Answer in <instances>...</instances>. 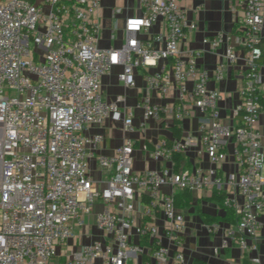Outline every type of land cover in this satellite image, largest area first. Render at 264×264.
<instances>
[{
	"label": "built area",
	"instance_id": "obj_1",
	"mask_svg": "<svg viewBox=\"0 0 264 264\" xmlns=\"http://www.w3.org/2000/svg\"><path fill=\"white\" fill-rule=\"evenodd\" d=\"M138 5L141 13L124 19L123 43L105 48L94 20L100 0H0V264H183L185 208L175 195L205 189L222 192L233 210L227 237L244 257L236 264H263L264 0H234L241 35L238 45L226 43L213 71L197 64L204 49L181 47L197 24L178 0ZM224 37L219 31L202 41L214 49ZM238 59V100L225 121L220 91L208 83L211 76L220 81ZM114 65L121 66L117 78L125 87H135L134 71L142 68L148 90L174 92L173 102L143 94L136 119L123 92L112 99L101 94V78ZM194 108L196 136L141 144L164 166L134 169L130 137L100 152L106 120L124 133L143 134L148 121L180 125ZM228 145L233 169L222 173ZM192 147L206 155L207 168L176 167L174 155ZM203 226L211 232L218 223Z\"/></svg>",
	"mask_w": 264,
	"mask_h": 264
},
{
	"label": "crops",
	"instance_id": "obj_2",
	"mask_svg": "<svg viewBox=\"0 0 264 264\" xmlns=\"http://www.w3.org/2000/svg\"><path fill=\"white\" fill-rule=\"evenodd\" d=\"M179 4L185 9L186 17L189 21H194L197 28L186 32L181 47H190L192 49H204L205 51L197 58V64L200 67L213 71L220 60V54L223 52L227 42L238 45L240 32L234 22V13L230 7L234 0H178ZM120 9L118 12L116 9ZM239 11V9H237ZM141 13L138 0H100V6L95 13L94 20L100 25L99 45L105 48L120 46L124 41L123 22L125 17L139 15ZM159 23L151 27V31L156 33L160 30ZM224 33V40L214 49L208 42L202 39H211L217 32ZM262 47L264 48V13L261 28ZM237 47V46H236ZM261 72L263 81L260 86L261 101L264 104V58L261 59ZM242 61L236 60L229 64L220 81H215L211 76L208 86L220 91L221 99L219 105L225 121L231 107L237 102V89L241 82ZM121 70L120 65H114L101 78V94L106 99H112L116 93L123 92L126 95L128 106L134 107L135 118L137 119L140 111L135 107L143 94H149L151 100L155 103L165 104L173 102L174 92L167 96H159L155 92L148 90L142 77L143 69L136 68L134 71L135 87H125L118 80L117 74ZM149 70H152L150 68ZM200 112L192 109L191 114L186 117L179 126L180 136L187 134L197 135L196 127ZM235 122V120H234ZM177 125V124H176ZM258 128L264 133V114L260 116ZM173 121L169 118L161 123L148 121L144 133L132 132L124 133L119 127H115L109 120L101 126L100 130L104 135V141L101 144L100 152L110 153L114 147L122 142L124 137L132 138L134 142L133 167L136 170L145 168H157L164 166L166 161L150 158L141 150L143 142L151 144L161 142H171L178 138L173 134ZM95 128L89 129L90 132ZM198 147H192L181 153L179 161L175 160L176 167L192 169L194 166L207 168L209 161L203 152H197ZM222 169L225 173L233 169L231 146L225 149ZM180 155V154H179ZM213 189H205L199 193H191L190 204L185 207L186 231L184 235V262L183 264H192L198 259L203 264H236L244 259L242 257L235 240L227 237V231L233 224L223 220V209L214 200H210ZM198 211L215 217L210 223H218L215 231L208 232L199 216ZM261 226L259 228L258 254L261 262L264 264V209L260 215ZM224 237L229 238L228 245L221 247V241Z\"/></svg>",
	"mask_w": 264,
	"mask_h": 264
},
{
	"label": "trees",
	"instance_id": "obj_3",
	"mask_svg": "<svg viewBox=\"0 0 264 264\" xmlns=\"http://www.w3.org/2000/svg\"><path fill=\"white\" fill-rule=\"evenodd\" d=\"M262 58H264V55ZM173 128H174L173 134L179 137L180 128L178 125H176L175 122H173ZM180 157H181V154L174 155V159L177 161H179ZM191 198H192L191 193L188 190H182L181 192L176 193L175 195L177 204L183 208L187 207L190 204ZM209 199L216 201V203L223 209L224 211V215L222 216L223 220H225L226 222L230 224H233L235 222V216H234L232 208L223 204V193L222 192L217 193L216 191L213 190ZM198 213L203 223H210L212 220L216 219L215 217L214 218L210 217L209 215L204 214L200 211H198ZM192 264H203V262L201 260L196 259L193 261Z\"/></svg>",
	"mask_w": 264,
	"mask_h": 264
},
{
	"label": "rangeland",
	"instance_id": "obj_4",
	"mask_svg": "<svg viewBox=\"0 0 264 264\" xmlns=\"http://www.w3.org/2000/svg\"><path fill=\"white\" fill-rule=\"evenodd\" d=\"M79 230V227H75V231H78Z\"/></svg>",
	"mask_w": 264,
	"mask_h": 264
}]
</instances>
